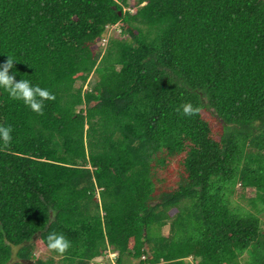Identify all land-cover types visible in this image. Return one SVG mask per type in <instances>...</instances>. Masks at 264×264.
Masks as SVG:
<instances>
[{
	"label": "trees",
	"instance_id": "16d2710c",
	"mask_svg": "<svg viewBox=\"0 0 264 264\" xmlns=\"http://www.w3.org/2000/svg\"><path fill=\"white\" fill-rule=\"evenodd\" d=\"M7 56L0 264H264V0H0Z\"/></svg>",
	"mask_w": 264,
	"mask_h": 264
},
{
	"label": "clouds",
	"instance_id": "9594fccd",
	"mask_svg": "<svg viewBox=\"0 0 264 264\" xmlns=\"http://www.w3.org/2000/svg\"><path fill=\"white\" fill-rule=\"evenodd\" d=\"M18 61L14 56H7V60L0 64V90L6 92L10 99L22 101L32 112L42 114L45 101H54L55 95L47 88L33 84L29 79L17 81L15 71L10 74V69L15 68L14 62ZM185 116L195 115L198 111L191 103H184L180 109ZM13 128L11 125H0V142L7 146L12 141ZM48 250L58 254H64L70 248V241L61 233L51 232L46 237Z\"/></svg>",
	"mask_w": 264,
	"mask_h": 264
},
{
	"label": "rangeland",
	"instance_id": "374dc122",
	"mask_svg": "<svg viewBox=\"0 0 264 264\" xmlns=\"http://www.w3.org/2000/svg\"><path fill=\"white\" fill-rule=\"evenodd\" d=\"M133 4H134V2H131L130 6H133ZM127 10L128 9H125V11H127ZM120 32L121 31H120L119 25L108 28L106 34L103 37V40L99 43V46L102 48V51H104V49L106 48L108 39L110 37H119V36L121 37ZM124 38H127V34L124 35ZM93 79L94 78L92 77V79H90L88 82L92 83ZM85 89H87V86L85 87ZM239 188H240L239 186H236V191H235V194L233 195V199L235 201H237L238 203H240L241 205H244L246 202L243 201V199L240 197L241 193H240ZM244 196L246 199V198L252 197L253 193L251 192V190H247L245 192ZM263 228H264V225H263ZM34 254L36 257H39V258L44 259V260L50 256L49 250H47L44 247H41L40 245L35 248ZM115 259H116V253L108 251L106 253V255L103 256V258L99 257V258L93 260L92 262H90L89 264H115ZM59 260L60 259L57 258V259H55V262H58ZM189 261L192 264H194L191 259H189Z\"/></svg>",
	"mask_w": 264,
	"mask_h": 264
}]
</instances>
